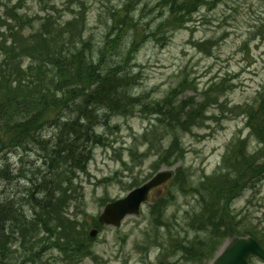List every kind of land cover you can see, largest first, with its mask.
I'll return each mask as SVG.
<instances>
[{"label": "rangeland", "instance_id": "374dc122", "mask_svg": "<svg viewBox=\"0 0 264 264\" xmlns=\"http://www.w3.org/2000/svg\"><path fill=\"white\" fill-rule=\"evenodd\" d=\"M85 1L88 3V22L81 37L99 53L106 40L107 19L111 21V11L126 0ZM69 2L77 3L78 0H1L0 29L7 28L3 19L9 20L12 26L23 20V31L29 35L40 32L48 16L59 25L66 24L74 16ZM163 14L159 0H141L130 11L137 21L134 31L139 34L140 42L133 43L135 34L130 29L113 37L112 47L122 44L124 53L130 54L126 68L134 78L132 92L153 104L166 97L178 84L177 88H184L183 80L191 81L197 87H189L178 100L195 97L196 101L207 105L212 99H204L203 92L206 88H213L216 92L215 87L221 82L227 87L222 95L219 94L222 104H211L208 115L217 118L207 120L204 127L194 126L191 131L182 133L180 145L173 143L178 132L169 135L172 131L167 120L158 121L155 129L145 137L155 123L156 115L144 112L139 106L126 115L111 111L113 115L109 113L107 116V111H98L95 128L99 133L107 132L110 143L94 149L88 172H79L76 190L70 193L69 205L64 211L70 227L74 225L77 230H83L88 241L92 242L94 256L87 257L82 264H201L192 258L193 255L210 244L214 236L215 242L220 238L211 228H200V225L204 227L212 221L204 215V208L215 213L219 206L218 196L210 195L217 187L216 183L207 179L217 170L223 183L233 178L223 163L235 142L234 138L248 139L244 145L248 153L256 149L260 150V155L264 153L259 122L262 113L250 122L248 109L264 90V0H215L213 8L201 7L191 22L179 27L163 24ZM152 29L155 36H146ZM166 35L168 40H165ZM119 38H122L121 43L120 40L117 42ZM2 58L0 52V61ZM105 61L109 63L108 58ZM78 103H74L70 110L59 112L56 117L75 118L74 109ZM46 116L50 118L51 114ZM58 132L57 127H47L44 138L50 139ZM162 135L165 136L161 142ZM133 147L138 150L135 149L134 154L131 153ZM183 148L185 154L178 160ZM163 152L170 156L168 163L161 164L150 174L154 171L158 155ZM42 153L45 155L44 151L31 150L27 159L41 165L39 168L43 170L46 167ZM6 156L11 162L10 178L0 182V197L28 189L41 196L38 187L31 184L30 177L34 175L30 171H27L28 177L17 176L19 150H7L0 159ZM135 165L138 166L134 171H128ZM180 167L191 174H182L185 185L196 186V189L188 191L182 188V177L178 172L170 182L153 189L150 201L142 205L139 214H128L119 226L101 222L99 217L107 203L124 198L159 173L177 172ZM252 180V187L240 191V194L229 198L223 195L222 207L228 206V215L240 223L236 225L223 220L229 236L217 241L222 243L221 246L230 242L234 235L245 236L251 225L264 226V174ZM226 184L228 186L229 182ZM155 200L160 206L153 204ZM150 204L156 205L153 211ZM248 218L254 221L250 222ZM94 230L96 235L92 236ZM204 251L207 252L206 249ZM184 256L186 258H182ZM26 264L66 262L61 251L46 249L41 260H30Z\"/></svg>", "mask_w": 264, "mask_h": 264}, {"label": "trees", "instance_id": "16d2710c", "mask_svg": "<svg viewBox=\"0 0 264 264\" xmlns=\"http://www.w3.org/2000/svg\"><path fill=\"white\" fill-rule=\"evenodd\" d=\"M69 3V9L74 13L72 19L59 25L48 16L44 28L34 35L23 31V20L14 26L9 20H2L7 28L0 29V52L3 54L0 61V153L9 148L22 149L20 154L28 150L44 151L45 155H42L46 168L33 171L34 177L30 178L41 196L33 195L28 190L22 196L7 194L0 197V264L35 261L42 257L46 249L61 251L66 264H82L85 257L93 254L92 242L88 241L86 233L81 229L77 230L74 225L70 227L64 211L69 205L70 193L76 190L75 182L79 172H88L94 149L110 143L108 134L99 133L95 128L99 110L107 111V116L112 114L111 111L115 112L113 114L126 115L128 112L133 113L139 106L144 112L156 115L155 123L145 133V137L155 129L158 121L167 120L172 131L169 135L178 132L174 135L173 143L180 145L182 133L191 131L194 126L204 127L207 120L217 118L209 116L208 110L213 103L222 104L220 95L227 88L221 82L215 84L216 92L213 88H206L203 92L204 99H212L207 105L199 103L195 97L179 101V96L189 87H197L191 81L183 80L186 85L184 88H177L178 84L159 102L147 103L142 96L132 92L134 78L126 68L129 52L128 55L124 53L122 44L111 45L113 37L120 36L128 29L135 34L134 26L137 21L130 15V11L141 0H126L119 8L111 11V21L107 19L106 40L99 53L95 52L90 42L81 37L84 30H87L88 3L85 0ZM214 3L215 0H159L164 12L161 22L170 27L187 25L201 7L211 9ZM72 5L75 7L72 8ZM19 34L23 36H18ZM154 34L155 30L152 29L150 36H155ZM138 37L139 34H135L133 43L140 42ZM119 40L121 43L122 38L117 39V42ZM105 58H108L109 63ZM25 61L28 62L24 64ZM78 101L74 109L75 118L56 117L59 112L70 110ZM248 109L251 112L250 122L262 113L259 122L264 142V90ZM47 113L51 114L50 118H47ZM51 126L57 127L59 132L50 139H45V128ZM163 136L165 135L161 136V142ZM233 141L231 151L225 155L223 163V167L229 168V175H233V178L223 183L217 170L214 176L207 179L217 186L213 191L208 188L211 196H218L219 206L216 212L210 213L204 208V215L209 216L212 221L234 219L228 215L229 207H222L223 195L229 198L230 195L235 196L247 187H252L250 171L261 164L264 156V153L260 155L259 149L247 152L244 145L248 143V139L234 138ZM135 149L137 150L135 147L131 149L132 154ZM148 149L151 150L152 147L149 146ZM183 154L184 148L177 157L178 160L182 159ZM158 156L154 171L161 164L168 163L170 158L164 152ZM34 164L23 159L22 168ZM2 165L5 168L0 169V179L10 178L9 164ZM136 166L138 165L132 166L128 171H134ZM23 170L26 169H20L22 173ZM185 171V168L180 167L176 172V175L179 172L178 176L182 177L181 187L196 189V186L185 185L182 174L191 176ZM248 220L254 221L252 218ZM249 234L262 241L264 226L251 225Z\"/></svg>", "mask_w": 264, "mask_h": 264}, {"label": "water", "instance_id": "95a60500", "mask_svg": "<svg viewBox=\"0 0 264 264\" xmlns=\"http://www.w3.org/2000/svg\"><path fill=\"white\" fill-rule=\"evenodd\" d=\"M264 173V164L258 169L252 170L251 174L253 177L259 176ZM172 175L171 172L159 173L151 181L143 185L142 187L136 188L130 192V194L123 199H118L112 203H109L105 212L101 215L100 220L102 223H112L119 225L122 219L130 213H139L140 205L147 199L149 190L158 184L163 183ZM92 236L96 235V230L92 231ZM245 249V254L249 252H255L258 254H264L263 249L258 245L256 240L250 239H238L232 243L224 253L218 258L216 264H231L237 259L239 250Z\"/></svg>", "mask_w": 264, "mask_h": 264}, {"label": "flooded vegetation", "instance_id": "af4514ba", "mask_svg": "<svg viewBox=\"0 0 264 264\" xmlns=\"http://www.w3.org/2000/svg\"><path fill=\"white\" fill-rule=\"evenodd\" d=\"M206 225L209 226V224H206ZM211 227L214 229L213 226H211ZM201 231H204V230H201ZM214 239H215V236L211 239L212 242L210 244H206L200 250L198 249L197 251H199V252L197 254L193 255L192 258L193 259H196L197 262H200L201 264H214V260H215L216 256L218 255V253L221 252L225 248V244H223L221 246L222 243L219 244V243L215 242ZM204 243L205 242H203L202 245ZM204 249H206L207 252H205ZM179 254L180 253H178V255ZM182 258H186V257L184 256ZM238 259H239V261H234L231 264H243L242 255L241 254L238 256ZM203 260H204V263H202ZM248 264H264V259L261 258L258 255H249V257H248Z\"/></svg>", "mask_w": 264, "mask_h": 264}, {"label": "bare ground", "instance_id": "6f19581e", "mask_svg": "<svg viewBox=\"0 0 264 264\" xmlns=\"http://www.w3.org/2000/svg\"><path fill=\"white\" fill-rule=\"evenodd\" d=\"M2 164H4V166H5V165H7V162L4 161ZM2 164H1V168H5V167H3ZM8 166H9V165H8ZM8 166H6V167H8Z\"/></svg>", "mask_w": 264, "mask_h": 264}]
</instances>
